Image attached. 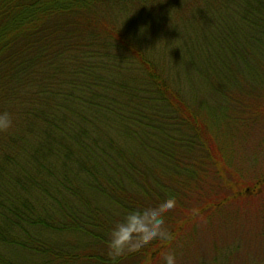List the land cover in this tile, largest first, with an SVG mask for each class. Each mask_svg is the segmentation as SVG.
I'll return each instance as SVG.
<instances>
[{"label": "trees", "instance_id": "1", "mask_svg": "<svg viewBox=\"0 0 264 264\" xmlns=\"http://www.w3.org/2000/svg\"><path fill=\"white\" fill-rule=\"evenodd\" d=\"M0 111V264H264V0H0Z\"/></svg>", "mask_w": 264, "mask_h": 264}, {"label": "clouds", "instance_id": "2", "mask_svg": "<svg viewBox=\"0 0 264 264\" xmlns=\"http://www.w3.org/2000/svg\"><path fill=\"white\" fill-rule=\"evenodd\" d=\"M13 126V115L8 111H0V132H7ZM173 206L174 201L169 199L153 206L133 209L114 223L108 238L109 257L115 260L145 247L153 240L170 239L164 227V213ZM164 264H177L175 255L171 252L165 254Z\"/></svg>", "mask_w": 264, "mask_h": 264}, {"label": "rangeland", "instance_id": "3", "mask_svg": "<svg viewBox=\"0 0 264 264\" xmlns=\"http://www.w3.org/2000/svg\"><path fill=\"white\" fill-rule=\"evenodd\" d=\"M262 130H259V132H255V136H256V140H250V144L249 145H245V152L243 153L242 156H244L243 158L241 157V159L243 160H248L251 158L252 156V148L256 149L257 145H260L261 143L258 142L259 140L262 142L264 140V128H260ZM255 131V130H254ZM259 150H258V155L260 156V158H262V156L264 157V144L259 146ZM240 167L242 169H244V177L247 178V180H251L252 181V177H254L256 174H263L264 173V158L258 160V165L257 166H251L249 164L246 163H239ZM237 165V167L239 166ZM250 178V179H249ZM264 195V192H262ZM256 224H261L260 222L256 223ZM264 224V222L262 223ZM214 242V241H213ZM208 243V242H207ZM210 244V243H209ZM212 245V243H211ZM235 253V251H234ZM246 257H250L249 254ZM253 259V258H251Z\"/></svg>", "mask_w": 264, "mask_h": 264}]
</instances>
